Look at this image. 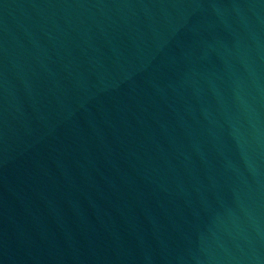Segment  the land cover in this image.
<instances>
[{
	"label": "water",
	"instance_id": "water-1",
	"mask_svg": "<svg viewBox=\"0 0 264 264\" xmlns=\"http://www.w3.org/2000/svg\"><path fill=\"white\" fill-rule=\"evenodd\" d=\"M0 264H264V0H0Z\"/></svg>",
	"mask_w": 264,
	"mask_h": 264
}]
</instances>
